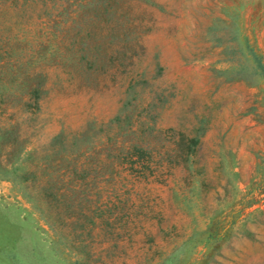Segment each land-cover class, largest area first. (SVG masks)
<instances>
[{"label":"rangeland","instance_id":"obj_1","mask_svg":"<svg viewBox=\"0 0 264 264\" xmlns=\"http://www.w3.org/2000/svg\"><path fill=\"white\" fill-rule=\"evenodd\" d=\"M0 264H264V0H0Z\"/></svg>","mask_w":264,"mask_h":264},{"label":"trees","instance_id":"obj_2","mask_svg":"<svg viewBox=\"0 0 264 264\" xmlns=\"http://www.w3.org/2000/svg\"><path fill=\"white\" fill-rule=\"evenodd\" d=\"M1 1H5V0H1ZM12 1V0H11ZM37 93V88H33L31 90V94H36ZM32 98V97H31ZM24 106H27V108H31L34 112H36V110L38 109V105L35 104L33 101L28 100V101H24L23 102ZM34 107V108H32ZM56 138V137H54ZM80 140V139H78ZM78 140L76 137H74L72 140L69 141V143L67 144V146H75V144H78ZM55 143L58 144L61 148H63V150L65 149V143L61 138L55 139ZM76 144V145H77ZM143 152L139 151L138 148L136 147H132L131 150H127L124 155L122 156V159L126 160V162H129L130 164H133L135 162V158L133 159L132 156L135 155L137 157V155H141Z\"/></svg>","mask_w":264,"mask_h":264}]
</instances>
